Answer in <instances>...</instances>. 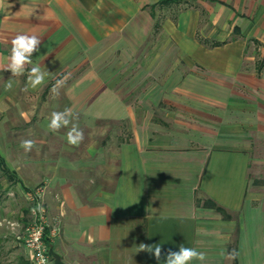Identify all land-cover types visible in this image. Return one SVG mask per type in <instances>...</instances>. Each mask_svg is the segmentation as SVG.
Instances as JSON below:
<instances>
[{
	"label": "crops",
	"instance_id": "0c3cea01",
	"mask_svg": "<svg viewBox=\"0 0 264 264\" xmlns=\"http://www.w3.org/2000/svg\"><path fill=\"white\" fill-rule=\"evenodd\" d=\"M17 34L42 43L23 75L0 70V243L43 184L65 264H164L181 245L206 253L190 264H264V0H0V67ZM33 65L49 74L24 91ZM66 107L78 147L47 128Z\"/></svg>",
	"mask_w": 264,
	"mask_h": 264
},
{
	"label": "clouds",
	"instance_id": "9594fccd",
	"mask_svg": "<svg viewBox=\"0 0 264 264\" xmlns=\"http://www.w3.org/2000/svg\"><path fill=\"white\" fill-rule=\"evenodd\" d=\"M41 43L42 40L37 35L17 34L11 40V53L7 58L8 62L6 65L0 67V70H8L11 72L12 76L15 77L23 75L26 66L32 64L33 55L40 51ZM48 74L49 71L45 67L42 68L40 65H33L28 72L27 84L23 90L28 91L29 88L36 89L43 85ZM69 78L70 74H65L62 78L55 81L51 89L54 97L59 95L60 89L65 86ZM12 86V81L9 79L6 83V90H10ZM47 128L52 132H59L62 128H66V142L73 147H78L85 139L84 131L80 128L78 123V116L72 107H66L63 111L51 112ZM20 147L23 148L25 152H31L35 147V141L31 139L22 140ZM12 195L13 193H9V196ZM219 238L223 239L222 236ZM89 239L91 241V237ZM139 251L149 253L157 261L161 259L162 247L159 244L150 245L141 243L139 245ZM220 256L231 261L239 256V252L235 249L230 252L222 250ZM193 260L205 261L206 253L183 245L179 247L178 251L169 249L164 253V264H190ZM39 264H47V260L42 254Z\"/></svg>",
	"mask_w": 264,
	"mask_h": 264
},
{
	"label": "built area",
	"instance_id": "2783aa9c",
	"mask_svg": "<svg viewBox=\"0 0 264 264\" xmlns=\"http://www.w3.org/2000/svg\"><path fill=\"white\" fill-rule=\"evenodd\" d=\"M44 192L45 186L39 184L26 189L23 193L28 204L29 220L18 238L22 241L32 264H39L41 254L46 258L47 263L51 257L48 243L45 240L47 213L43 202Z\"/></svg>",
	"mask_w": 264,
	"mask_h": 264
},
{
	"label": "rangeland",
	"instance_id": "374dc122",
	"mask_svg": "<svg viewBox=\"0 0 264 264\" xmlns=\"http://www.w3.org/2000/svg\"><path fill=\"white\" fill-rule=\"evenodd\" d=\"M3 174L5 173L0 169V202L4 200V196L6 195L5 194L6 189L5 190L3 189V184H2ZM15 201H16L15 206L21 204V202L17 201V199ZM19 224H20V229H19L20 232L21 230L23 231L26 224L25 225L22 224V221H20ZM22 231L20 232L19 235H21ZM25 252L26 250L20 238H15V243H0V264H32L29 260L27 252H26L27 256L25 255Z\"/></svg>",
	"mask_w": 264,
	"mask_h": 264
},
{
	"label": "trees",
	"instance_id": "16d2710c",
	"mask_svg": "<svg viewBox=\"0 0 264 264\" xmlns=\"http://www.w3.org/2000/svg\"><path fill=\"white\" fill-rule=\"evenodd\" d=\"M161 2H165V3H171V2H181V1H183V0H160ZM0 169L5 173V174H7V168H6V166L4 165V163H3V160L1 159V157H0ZM207 204H209L211 207H214L215 209H217V210H220V211H222L223 212V209L221 208V207H219V206H217L214 202H212V201H207Z\"/></svg>",
	"mask_w": 264,
	"mask_h": 264
},
{
	"label": "water",
	"instance_id": "95a60500",
	"mask_svg": "<svg viewBox=\"0 0 264 264\" xmlns=\"http://www.w3.org/2000/svg\"><path fill=\"white\" fill-rule=\"evenodd\" d=\"M50 254H51L52 257H53V260H54V263H55V264H65L63 261H61V259H60L57 255H55V254H53V253L51 252V249H50Z\"/></svg>",
	"mask_w": 264,
	"mask_h": 264
}]
</instances>
